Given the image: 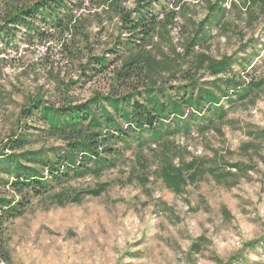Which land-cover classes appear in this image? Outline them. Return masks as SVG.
Here are the masks:
<instances>
[{"label": "rangeland", "instance_id": "1", "mask_svg": "<svg viewBox=\"0 0 264 264\" xmlns=\"http://www.w3.org/2000/svg\"><path fill=\"white\" fill-rule=\"evenodd\" d=\"M102 1L72 0L81 4L73 10L83 24L81 34L60 35L45 25L40 26L43 36L27 37L22 29L12 44L0 43V144L12 132L32 127L29 147L60 145L38 130L41 122L26 118L18 124L20 108L29 98L59 105L140 86L135 78L120 85L113 81L111 71L121 53L115 49L120 48L117 41L126 37L113 12L102 11ZM173 1L152 5L159 26L152 38L139 41L171 63L180 62L177 55L208 14L205 0H179L180 7ZM260 4L255 0L245 7L241 0H221L225 12L214 19L209 14L210 23L201 32L204 40L194 52L216 59L230 55L234 74L243 80L263 79ZM171 9L176 14L168 23L165 13ZM92 56H104L113 66L91 74L83 67ZM186 69L184 64L182 72ZM172 72L157 69L156 80L165 85L182 82V73ZM197 76L202 83L214 79L206 71ZM221 102L225 119L204 133L193 127L187 135L177 132L164 138L163 144H119L122 151L115 165L99 176L72 178L29 200L24 213L4 229L11 264H264V138L256 136L264 129V85L229 107ZM164 156L174 165L199 161L195 178L179 193L160 177ZM234 163L246 165V172H236L230 167ZM99 186V195L87 194ZM59 192L70 194L68 198L79 192L80 199L59 202L53 196Z\"/></svg>", "mask_w": 264, "mask_h": 264}, {"label": "trees", "instance_id": "2", "mask_svg": "<svg viewBox=\"0 0 264 264\" xmlns=\"http://www.w3.org/2000/svg\"><path fill=\"white\" fill-rule=\"evenodd\" d=\"M158 1H102V11L113 12L126 37L117 41L120 48L115 49L121 53L117 54L118 65L111 71L113 81L120 85L135 78L140 81V86L125 87L122 93L94 94L81 102L66 100L59 105L42 98H29L20 108L19 125L23 119H35L43 126L38 130L60 145L49 149L29 147L34 134L30 131L32 127L12 132L0 144V264H11L4 238L5 226L24 213L33 197L50 194L72 178L88 174L99 176L115 165L116 157L130 142H135L138 147L148 141L154 144L162 141L163 144L177 132L189 134L193 127L197 133H204L214 122L221 123L225 119L227 109L222 100L229 107L250 98L264 85V78L243 80L234 74L232 64L235 61L230 55L216 59L194 52L204 40L201 32L210 23L209 14L214 19L217 14L225 12L221 0H205L208 14L187 39L182 54L177 55L180 62L171 63L167 57L160 59L144 49L139 41L152 38L159 26L157 15L151 11L152 5ZM241 1L245 7L255 2ZM256 1L264 6V0ZM126 2L131 6L127 7ZM173 3L174 7H180L179 0ZM231 5L235 6V3ZM74 8L80 9L81 4L72 0H0V43L4 46L12 44L16 32L22 29L27 37L43 36L40 26L45 25L60 35L81 34L84 27L79 16L74 15ZM175 14L174 9L166 12V22L169 23ZM89 60L83 69L91 74L113 66L104 56H92ZM184 64L187 69L182 72ZM157 69L181 72L182 82L177 85L158 82ZM199 71L209 72L214 79L200 82ZM221 75L225 78L220 79ZM256 136L264 138V129ZM119 144L122 148L118 147ZM161 160L160 177L175 193H179L188 181H193L198 173L196 165L199 161L195 159L184 165H174L165 156ZM230 167L236 172H246V165L241 163ZM101 191L103 187L99 186L89 189L87 194L99 195ZM69 195L59 192L53 196L59 202L80 199L79 192L68 198ZM190 248L196 250V243Z\"/></svg>", "mask_w": 264, "mask_h": 264}]
</instances>
